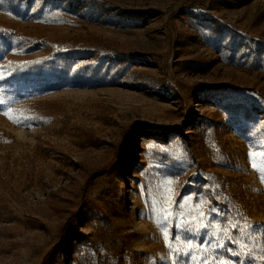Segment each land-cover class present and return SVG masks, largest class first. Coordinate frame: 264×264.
Wrapping results in <instances>:
<instances>
[{
	"label": "rangeland",
	"instance_id": "rangeland-1",
	"mask_svg": "<svg viewBox=\"0 0 264 264\" xmlns=\"http://www.w3.org/2000/svg\"><path fill=\"white\" fill-rule=\"evenodd\" d=\"M42 1L0 9V64L84 51L134 86L0 70V264H259L264 0Z\"/></svg>",
	"mask_w": 264,
	"mask_h": 264
},
{
	"label": "trees",
	"instance_id": "trees-1",
	"mask_svg": "<svg viewBox=\"0 0 264 264\" xmlns=\"http://www.w3.org/2000/svg\"><path fill=\"white\" fill-rule=\"evenodd\" d=\"M33 0H4L1 10L20 15L21 3H25L24 13L45 8V1L33 5ZM3 8V9H2ZM90 51H88L89 53ZM84 51H69L62 54L61 59L51 60L49 57H34L20 62L12 59L0 64V70H6L12 78L22 80L43 76L55 78L58 83H74L79 85L106 84L133 87V74L129 68L107 61L90 62V57H79Z\"/></svg>",
	"mask_w": 264,
	"mask_h": 264
},
{
	"label": "snow or ice",
	"instance_id": "snow-or-ice-1",
	"mask_svg": "<svg viewBox=\"0 0 264 264\" xmlns=\"http://www.w3.org/2000/svg\"><path fill=\"white\" fill-rule=\"evenodd\" d=\"M3 2H4V0H0V3H3ZM3 104H4V101L0 100V105H3ZM3 114L11 122H13V123H15L17 125H21V124L24 123V121L26 119H30V117L24 116L22 112L19 115H13V114H11V112L9 110V111H5ZM258 155H259V157L261 159V165H257L255 163ZM249 158L253 162V168L260 173V181H261V183H264V153L258 154L256 152H250L249 153ZM169 191H171V189H169ZM173 195H174V192H173ZM169 199H170V197H169ZM172 202L174 203V201H172ZM169 218H171V212L170 211H167L164 219L166 221ZM259 227H264V226H258L257 228H253V226L251 224L248 225V228L253 229L252 234H255V232L258 231V228ZM224 231H226V229H224ZM164 236H165L166 245L170 249H172V245L168 243V238H169L168 237V233L165 232L164 233ZM176 239H179V238L177 237ZM203 243L206 246L208 242H207V240H205ZM184 246H186L188 248V252H184L182 254L184 256H186V257H189L191 259V261H192V264H199L198 259L195 256H192L191 253L193 251H200L201 248L199 246H197V247L194 248V246L192 245V243L191 242H188V241H185L184 242ZM218 247L219 248H223L224 245H218ZM172 250L175 251L178 255L181 254V250L179 248H175V249H172ZM261 250L264 251V247H262ZM249 259L251 261H255L256 260V258L255 257H252L250 254H249ZM204 264H210V262L205 259ZM218 264H225V262L224 261H219ZM241 264H244V262L242 261ZM259 264H264V256H260L259 257Z\"/></svg>",
	"mask_w": 264,
	"mask_h": 264
}]
</instances>
